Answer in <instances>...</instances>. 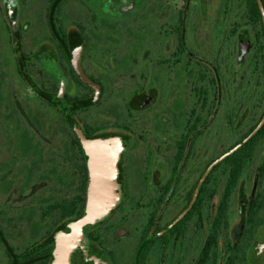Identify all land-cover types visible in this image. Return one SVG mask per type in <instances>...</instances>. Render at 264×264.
<instances>
[{
  "label": "flooded vegetation",
  "instance_id": "flooded-vegetation-1",
  "mask_svg": "<svg viewBox=\"0 0 264 264\" xmlns=\"http://www.w3.org/2000/svg\"><path fill=\"white\" fill-rule=\"evenodd\" d=\"M261 1L0 0V70L15 68L35 139L25 159L67 185L35 239L0 220V264H51L57 232L85 213L81 133L120 141L121 200L71 264H264ZM29 101L54 114L49 134Z\"/></svg>",
  "mask_w": 264,
  "mask_h": 264
},
{
  "label": "rangeland",
  "instance_id": "rangeland-1",
  "mask_svg": "<svg viewBox=\"0 0 264 264\" xmlns=\"http://www.w3.org/2000/svg\"><path fill=\"white\" fill-rule=\"evenodd\" d=\"M1 27V22H0ZM5 56L11 59V51L4 50ZM6 68V67H5ZM4 69L0 72V198L9 197L12 203H0L2 208L19 209L25 204V213L15 211L13 216L1 217L3 224L25 225L30 240L35 239L37 235L47 228V221L50 216L41 215L42 208L53 203L56 197L61 196L66 190V184L57 183L55 177L49 172L53 171V163L48 162L47 168L32 166L27 164L25 159V139L33 138L32 132H25V120L22 112L20 96V83L18 74H15V68ZM5 70V71H4ZM11 70V71H10ZM14 75V76H13ZM16 76V77H15ZM16 90L19 94H15ZM28 101L25 93V102ZM27 105V103H26ZM7 108V109H6ZM27 109L33 123L40 128L48 131L52 124L50 118L54 116L51 111H45L36 102L29 101ZM50 129H54L52 124ZM49 134V131L47 132ZM46 133V134H47ZM45 172V173H44ZM25 191V200H19L18 194ZM61 194V195H60ZM12 209V208H11ZM57 218V215H53Z\"/></svg>",
  "mask_w": 264,
  "mask_h": 264
},
{
  "label": "water",
  "instance_id": "water-1",
  "mask_svg": "<svg viewBox=\"0 0 264 264\" xmlns=\"http://www.w3.org/2000/svg\"><path fill=\"white\" fill-rule=\"evenodd\" d=\"M261 8L263 9L262 1ZM81 139L91 158L94 179L88 192L85 213L69 223L70 231L57 232L51 264H71L73 250L88 240L85 229L109 217L121 200V194L114 182L121 151L120 141L115 138H88L82 133Z\"/></svg>",
  "mask_w": 264,
  "mask_h": 264
}]
</instances>
